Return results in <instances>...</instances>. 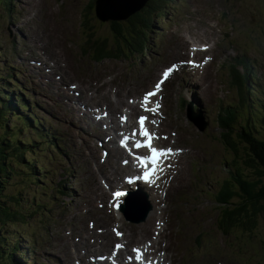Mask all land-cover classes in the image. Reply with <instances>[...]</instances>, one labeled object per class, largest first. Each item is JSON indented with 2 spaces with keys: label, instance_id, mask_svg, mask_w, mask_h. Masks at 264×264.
Masks as SVG:
<instances>
[{
  "label": "rangeland",
  "instance_id": "obj_1",
  "mask_svg": "<svg viewBox=\"0 0 264 264\" xmlns=\"http://www.w3.org/2000/svg\"><path fill=\"white\" fill-rule=\"evenodd\" d=\"M66 1L68 7H62L58 11L48 0H15L18 8L15 7L17 11L11 16L4 13L0 7V68L1 63L14 67L11 69L7 66L0 70V90L7 85L5 88L7 93L20 95L29 104L37 105L23 113L11 111L4 114L0 103V140L6 135H11L16 144L22 147H27V143L33 141H35L32 143L33 147L42 145L40 151L33 155L27 154L23 158V161L31 158L35 160L37 179L33 176L31 168L30 171H22L20 167L23 166L13 158L9 166L14 171L7 170L2 174L8 176L1 193L5 197L4 202L7 205L14 204L16 209L28 216L25 221L1 225L4 227L2 233L6 237V240H2L5 248H21L23 251L20 252L18 249L19 252L15 255L16 258H21L23 264H61L59 259L63 261L64 259L60 257L59 248L63 237L72 241L75 238L79 241L81 237L88 243L87 229H95L98 234L103 230L94 219L95 216L101 215L105 219L113 220L109 226L110 232L113 227L120 224L121 229L128 233L127 242L131 247L147 245L152 248L153 255H159L167 263L257 264L254 254L262 255L264 250L257 251L253 248L252 251L249 246L246 247L247 243L225 237L217 226L221 208L216 196L224 181L232 179L230 171L236 169L234 155L226 150L220 140L222 128L218 116L219 112L225 113L230 106L236 105L239 99V89L231 83L227 69L218 66L217 59L214 65L208 64L203 70H198L202 73L199 74V79L189 81L181 90L183 96L198 103L205 111V119L209 122V128L205 132L198 131L192 123L193 118L187 116L186 111L175 108L173 112L175 116H170V107L166 109L167 120L163 125V131L173 128L178 138L186 142L190 154L175 163V168L168 173L167 180L170 183L166 184L165 190L161 194L154 192L153 196L160 198L155 201L157 209L160 210L156 211L153 217L158 223L143 235L141 233L142 236L138 232H141L138 224L126 221L120 214H116L118 222L114 223L113 215L102 212L103 205L99 198L103 199V195L108 198L105 189L107 184L104 186L105 191L102 189L104 185L102 175L107 173L112 180L110 171L117 169L116 161L112 160L110 164H106L100 159L96 166L90 163L91 157L101 155L102 151L97 149L89 152L90 149H86L88 136L78 124L68 123L70 119L67 112L72 115V111H68L69 109L61 104L66 94L57 97V88L62 87L60 84L76 80L81 86L80 100H84L88 90L86 86L90 83L92 92L104 102H108L109 96L114 94L116 96L113 95L112 99L116 98L118 102L124 100V103L122 101L120 104L121 108L129 107L131 104L128 106L124 104L128 103L130 96L131 101L139 98L144 88H152L164 67L179 59L189 58L185 48L188 43L185 39L207 41L211 46L215 43V53L221 52V58H224L231 46L228 43V30L222 24L229 17L225 18V15L231 5L239 6L237 17L242 19L241 25H246L251 34H261L250 55L259 59L264 69V0H177L175 8H171L176 14L175 21L169 27H162L155 22L151 38L156 44L138 65H134L132 60L122 59L108 61L100 66H96L83 52L90 46L88 42L90 32L93 33L94 39L108 37L113 45L110 23H102L104 26H99L93 10L89 16L90 28L82 34L81 23L85 19L87 7L93 5L96 0ZM162 23L164 25V20ZM174 25L178 26V30L174 29ZM14 42L17 49H14ZM11 48L17 52L18 58L11 57ZM178 50H183L185 54L182 56L177 53ZM35 57H38L36 58L38 60L53 62L55 72L52 74L48 63L43 64L41 68L25 65L27 59ZM145 59L149 60L148 64L153 61L156 64L147 68ZM21 62L24 65H21ZM28 66L30 68L26 69ZM36 70L40 71L37 78ZM8 75H13L14 79L7 81ZM55 75H60L61 80L56 81ZM45 77H49L48 83ZM102 85L114 89L109 91L108 88H102ZM175 93L176 89L171 80L167 83L166 94L172 96ZM4 100L5 96L1 94L0 101ZM6 100L4 105L8 103L9 106L8 97ZM173 102L169 99V105ZM30 111L44 121V126L51 134L59 135L56 146L62 152L60 157L55 155L56 151L51 147L46 146L48 143L45 140H42L44 144H39L35 133L23 131L26 128L24 114ZM258 137L264 139L263 130H260ZM99 158L100 156L94 159ZM118 161L122 162L119 159ZM65 167L69 169L67 173L64 171ZM239 171L248 177L252 176V171L241 166V162ZM127 173L125 169L121 176ZM67 177H71L69 183L64 181ZM31 178L36 182L34 183ZM119 183H122V180L115 183L112 180L109 184L115 188ZM58 185L70 194L56 192V187L60 189ZM236 189L239 190L238 187ZM38 202L44 206L40 209L41 214L29 216L31 211L37 210ZM141 202L144 203V200ZM85 208L88 209L86 214ZM159 216H162V220H159ZM119 219H122L121 222ZM70 228L74 233L69 236ZM200 232L204 233L201 243L196 240ZM259 232L264 239V220H261ZM115 241L116 239L112 242L110 250ZM154 241L156 244L152 247ZM88 244L91 246L87 248L91 257L110 251H96L90 242ZM239 246L242 247V252ZM72 252L76 263L85 255L84 251H79L80 254L75 253V248ZM207 252L213 254L210 260L206 258ZM19 253L22 256H19ZM72 263L64 261V264Z\"/></svg>",
  "mask_w": 264,
  "mask_h": 264
},
{
  "label": "trees",
  "instance_id": "obj_2",
  "mask_svg": "<svg viewBox=\"0 0 264 264\" xmlns=\"http://www.w3.org/2000/svg\"><path fill=\"white\" fill-rule=\"evenodd\" d=\"M241 63L246 71V76L239 78L241 84H244L248 91L253 90V87L248 83L254 84V63L249 59ZM2 93L0 90V94ZM248 98H250L249 93L245 99L246 103H249ZM257 101L259 106L254 110L245 111L240 107V109H235L233 112L226 111L219 116V125L222 128L221 142L235 156V163L241 162V166L252 171V176L248 177L239 172L237 166L235 171L237 178L232 177L233 182L225 181L216 196L221 208L217 220L220 233L229 239L235 238L239 242L247 243L246 247L249 246L252 251L253 248L257 251L264 250V239L259 232L261 220H264V139L258 137L260 130L264 131V94ZM0 103L2 102L0 101ZM1 105L2 112L9 114L11 110L8 104L2 103ZM37 150V147L28 143L27 147L19 146L11 135H6L0 140V264H17L14 256L17 249L7 251L8 249L4 248L2 242L6 240V237L2 233L4 227L1 225L25 221L28 217L25 212L16 209L14 204L7 205L4 202L5 197L1 193L4 181L8 179V176L2 174L7 170L14 171L9 166V162L13 158L23 166L20 167L22 171L31 168V171L34 172L33 176H37L34 167L35 160L31 158V160L23 161L27 154L33 155ZM31 179L34 183L36 182L35 179ZM33 214L36 215L38 212ZM31 215L29 214V216ZM197 240L199 242L200 237ZM239 250L242 252V247L239 246ZM254 259L257 264H262L264 253L262 255L254 254Z\"/></svg>",
  "mask_w": 264,
  "mask_h": 264
},
{
  "label": "bare ground",
  "instance_id": "obj_3",
  "mask_svg": "<svg viewBox=\"0 0 264 264\" xmlns=\"http://www.w3.org/2000/svg\"><path fill=\"white\" fill-rule=\"evenodd\" d=\"M139 0H129V3H128V5H127V7H125V8H123V9H121V12H128L127 11V8H129L130 6L132 7V5L133 4H135L136 2H138ZM44 38V37H43ZM50 81V80H49ZM125 96V95H124ZM127 97H129V93H128V95H127ZM122 101L124 102V100L122 99ZM122 101H120V102H118V100H116L112 105H110L111 106V108H116V107H118L121 103H122ZM111 104V103H110ZM131 109V108H130ZM116 155H123V151L121 150V149H119V148H117L116 150H115V153H114V156L112 155V156H107V157H104V156H102V155H97V156H95V157H92L91 158V164H93L94 166H96L97 165V163H99V160L100 159H102V161L103 162H106V164H110V162H112V160L113 161H116V166H117V169H114V170H112L111 169V171L110 172H112V176H113V181L114 182H116L117 180H118V178H120V175H121V173H123V172H125V169L126 170H128V171H130L131 170V168H123V167H121L120 165H119V162H118V160L116 159ZM100 156V158L99 159H94V158H97V157H99ZM109 157V158H108ZM94 159V160H93ZM108 179L110 180V176L107 174V173H103V175H102V182L103 183H106L107 181H108ZM97 191V190H96ZM107 194V193H106ZM89 195V194H88ZM101 197V196H100ZM127 198H128V196H127ZM126 198V199H127ZM160 199L159 197H157V196H155L154 198H152V197H149L148 198V201L151 203V205H152V212L150 213V215H149V217L148 218H150L149 220L147 219L146 221L147 222H145L144 224H140V225H137V226H140V227H138V228H141V232L140 231H138L139 232V234H140V236H142L148 229H152L153 227H155L154 225H156L155 223H156V219H153V217H154V215H155V213H156V211H159L160 209H157V206L155 205V201H156V199ZM125 199V200H126ZM162 202V201H161ZM101 204L103 205V208H102V212H107V213H109L110 214V216H114V220H115V222L114 223H116V222H118V219H117V217H116V215H115V213L114 212H111V211H108L107 209H106V198H105V196L103 195V199L101 198ZM80 205H81V203H80ZM83 205V204H82ZM80 207H82V206H80ZM79 207V208H80ZM87 207V206H86ZM90 207V206H89ZM92 207V206H91ZM81 209V208H80ZM96 210H97V208H95ZM85 210V214L87 213V211H88V209H84ZM83 210V211H84ZM162 210V209H161ZM98 211V210H97ZM160 212H162V211H160ZM91 213V212H90ZM119 213H121V212H119ZM119 213H117V214H119ZM159 213V212H158ZM95 215V214H94ZM76 217H78V216H75V218ZM83 218H85V217H83ZM95 218L96 219H98V225L100 226V227H102V228H104L105 229V231H104V233L103 234H101V235H99L98 234V232L95 230V229H87L88 231V233L86 234V238L88 239V242H91V244H92V247H94L96 250H99V251H109L110 250V247H111V243L113 242V240H114V236L112 235V233L108 230V227H109V224L110 223H113V220H111L110 218H108V219H105V218H103L101 215H99L98 217H96L95 216ZM94 218V219H95ZM162 220V216H159V220ZM85 220V219H84ZM79 231V230H78ZM80 232V231H79ZM132 232V231H131ZM141 233H142V235H141ZM127 239H129V237H128V234H127ZM132 242V241H131ZM65 243H66V245L67 244H69L70 243V241L69 240H66L65 241ZM74 245V248H75V253H79L80 254V252L79 251H84V253H85V255L82 257V260L79 262H75V258H74V256H73V252H72V250L70 251V252H67V253H65V255L62 257L63 259H64V261L67 263V262H69V263H71V262H73L72 264H93L91 261H90V258L89 257H91V254H90V251L89 250H87V248H90L91 246L87 243V240H85V239H83V238H81L80 237V240H79V242L78 243H76V244H73ZM57 246V245H56ZM96 252V251H95ZM76 257V256H75ZM234 259H235V257H234ZM59 261L61 262V264H64V261L62 260V259H59Z\"/></svg>",
  "mask_w": 264,
  "mask_h": 264
},
{
  "label": "water",
  "instance_id": "obj_4",
  "mask_svg": "<svg viewBox=\"0 0 264 264\" xmlns=\"http://www.w3.org/2000/svg\"><path fill=\"white\" fill-rule=\"evenodd\" d=\"M129 3V0H126ZM148 0H139L135 4L127 8L128 12H121V9L124 6V0H99L97 7V14L103 20L113 19V20H124L129 18L134 13L141 10ZM105 4V5H104ZM104 9H103V8ZM115 9V10H114ZM109 14V15H108ZM196 126L203 131L208 123H205L203 120L199 122V120H194ZM202 125V126H201ZM132 199H130V206L135 207V204ZM146 209V210H145ZM142 212V216L139 219L133 220L135 223H141L145 221L152 210L151 206L145 208Z\"/></svg>",
  "mask_w": 264,
  "mask_h": 264
},
{
  "label": "snow or ice",
  "instance_id": "obj_5",
  "mask_svg": "<svg viewBox=\"0 0 264 264\" xmlns=\"http://www.w3.org/2000/svg\"><path fill=\"white\" fill-rule=\"evenodd\" d=\"M168 73L166 72L165 73V77H167ZM159 87V85H157V88ZM151 95H154V93H149L148 96H151ZM154 111V110H153ZM147 118L146 117H141L140 118V126H141V134L148 137V140L149 142L144 145L145 147L149 148L151 150V152L154 154V158H153V163H157L158 164V158L160 156H163V155H167V154H170L171 153V150H166V151H160V150H157L155 148H152V145H151V134L147 132L146 128L144 127V124H145V120ZM133 135H135V133H133ZM137 147H140L141 145L140 144H137L136 145ZM155 171V169L153 170ZM145 175H147V173H145ZM117 195H121V193H117ZM139 258V257H138Z\"/></svg>",
  "mask_w": 264,
  "mask_h": 264
}]
</instances>
